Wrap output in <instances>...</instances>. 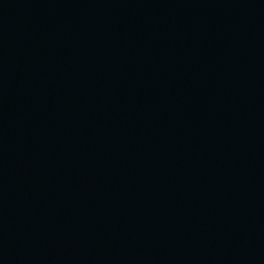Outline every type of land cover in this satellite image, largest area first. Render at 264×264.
<instances>
[{"label":"water","instance_id":"95a60500","mask_svg":"<svg viewBox=\"0 0 264 264\" xmlns=\"http://www.w3.org/2000/svg\"><path fill=\"white\" fill-rule=\"evenodd\" d=\"M0 264H264V0H0Z\"/></svg>","mask_w":264,"mask_h":264}]
</instances>
